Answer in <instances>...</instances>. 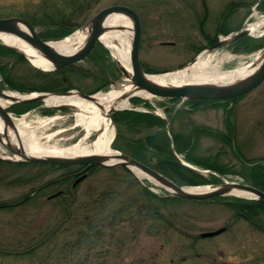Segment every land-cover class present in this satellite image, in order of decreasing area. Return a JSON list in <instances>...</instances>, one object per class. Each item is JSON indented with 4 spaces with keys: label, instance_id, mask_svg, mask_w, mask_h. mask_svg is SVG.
<instances>
[{
    "label": "rangeland",
    "instance_id": "obj_1",
    "mask_svg": "<svg viewBox=\"0 0 264 264\" xmlns=\"http://www.w3.org/2000/svg\"><path fill=\"white\" fill-rule=\"evenodd\" d=\"M46 2H57L60 7H65L63 0H0V18L33 15ZM86 2L87 8L75 17V22L82 27L75 29L71 35L86 29L90 20L104 8L129 6L139 14L143 24L140 54L143 65L152 70L168 72L189 65L204 52L200 50L202 52L196 53V49L207 43L204 34L213 37L217 34L222 14L232 4L243 5L226 21L224 28L227 30L256 23L261 14L264 15L257 6L260 0ZM38 30L42 32L43 28L38 26ZM219 36L223 38L227 35ZM104 48L109 51L107 57L97 61L87 59L78 65L81 71L66 73L72 84L70 90L90 94L119 74L112 51ZM258 52L259 49L235 52L229 47L212 54L215 60L222 61L223 69L231 70L256 64L260 59ZM7 60L10 66L16 61L13 57ZM83 70L89 74L86 75ZM23 74L24 70H20L17 76ZM113 86L110 84L98 92H108ZM4 90L15 92L8 88ZM139 99V102L132 99L131 111L132 108H154L166 120L171 115L166 110H173L180 104L179 101L157 97ZM229 104L211 103L199 109L187 104L185 113L175 119L173 132L194 134V147L186 152V157L191 155L206 164L224 166L228 169V178L242 179L250 184V180L243 178L249 175L245 164L235 155L240 151L251 155L248 137L252 130H260L256 126L259 120L264 121V83L237 99L231 109ZM7 109L18 119L26 118L29 129L46 146H70L79 142L85 134L83 127L77 125V111L73 108H60L52 114L44 112L49 109L45 103L22 114L15 113L11 105ZM44 121H48L46 125H42ZM261 125L264 127V122ZM110 127L117 135L118 127L111 120ZM196 128L200 130L194 132ZM232 128L236 133L229 144L227 139L231 141ZM94 138L95 135L91 140ZM263 140L258 139L254 147L256 154L264 155ZM4 151L10 155L6 149ZM115 169H98L73 189V180L69 183L58 180L68 171L65 168L56 170L42 165L0 161V203H20L50 183L33 200L0 210V264H264V231L260 229L261 223L256 225L237 216L227 205L236 197L227 196L208 202L185 201L165 206L159 204L161 221L155 214L156 210L152 211L150 207L154 204L155 209V200L144 196L143 189L147 188L150 193L161 197L168 192L144 176L128 173L124 167ZM209 185L213 187L212 184L206 186ZM61 190L62 195L50 198ZM65 195L74 197L75 203L71 209L75 211V219H67L62 213L64 208L59 205V198ZM136 196L140 198L138 203L134 200ZM145 205L149 207L147 210L143 209ZM123 209L128 210V214ZM87 217L90 221L84 222L83 219ZM223 227L228 229L216 237L199 238L202 233Z\"/></svg>",
    "mask_w": 264,
    "mask_h": 264
},
{
    "label": "trees",
    "instance_id": "obj_2",
    "mask_svg": "<svg viewBox=\"0 0 264 264\" xmlns=\"http://www.w3.org/2000/svg\"><path fill=\"white\" fill-rule=\"evenodd\" d=\"M87 0H63L65 7H60L57 2L44 3L41 7L38 8L35 14H18L29 19L36 27L41 26L43 31L41 32V36L45 40L49 39H60L70 35L74 32L75 29L81 27V24H77L75 22V17L77 14L83 12L84 9L87 8L86 2ZM259 8L264 12V0L260 1ZM243 4H232L228 7V9L223 12L221 22L219 25V29L217 34L213 37L210 34H204L205 40L207 41L206 45L201 46L196 49V53H199L200 50H203L211 45H214L219 40V35L225 34L228 35L232 31H238L239 28L234 30H227L224 28L226 21L233 14L235 10L239 6ZM264 46V40H257L250 37H245L233 45L230 46L235 52H243V51H253L259 49ZM109 55V51L104 48L100 43L96 46L94 51L87 58L90 61H97L98 59H102ZM8 57H13L16 59L13 66H10L11 63L7 60ZM86 59V60H87ZM98 64V63H96ZM117 64V63H116ZM79 65V64H78ZM78 65H71L66 68H63L58 71H50L44 72L33 67L28 59L21 53L8 48L0 43V75L3 80V84L8 88L21 93H33V92H66L70 90L72 84L70 78L66 75L67 72H77L78 70H82ZM144 66V65H143ZM147 72H167L168 70H152L144 66ZM118 75H114V80L117 79L120 75V69L117 66ZM20 70H24V74L21 76H17V73ZM86 75L89 74L86 70H83ZM84 73V74H85ZM113 80V81H114ZM112 83V80L107 81L106 84L92 90L90 94H93L99 90L105 89L108 85ZM235 100V99H234ZM133 101L139 102L140 99L135 98ZM170 101H178L172 99ZM215 101H198L193 100L189 101V104L194 107V109H199L201 106H206L208 103H213ZM41 103H21L12 106V110H14L17 114H22L29 111L34 106L40 105ZM56 110L47 109L44 110L45 113L52 114ZM170 115V119L173 116V110H167ZM185 113L184 108L177 111L175 118L173 119V125L171 128V137L168 135L166 130V121L153 113H143L137 111H118L114 113V122L118 127V135L116 138L114 147L121 150L122 152L134 157L135 159L143 162L144 164L154 168L155 170L161 172L178 185L185 186H201L207 184H217L220 183V179L214 175L205 176L199 174L185 166H183L178 158L175 155V151L173 148V143L175 146V150L178 154L185 155L187 161L203 166L207 169L215 170L221 174H227L228 169L224 168V166H215L206 164L196 158H193L191 155H187L186 152L191 151L194 147V134L187 133H175L173 132V126L175 123V119L179 118ZM122 128V129H121ZM123 128L125 133L123 134ZM200 129H195L194 132H197ZM132 134V136H131ZM139 134V135H136ZM233 139V134L231 135V140ZM230 144L231 141L228 140ZM119 144V146H117ZM1 162L7 164H18V165H26L31 163H11L6 162L0 159ZM40 165V164H34ZM42 166H47L51 169H61L63 167H56L53 165L41 164ZM123 169V168H122ZM127 172H131L127 168H124ZM110 171H115L116 169H109ZM260 173V172H259ZM259 173H255L250 179L253 183L260 182ZM249 180V177H247ZM63 181L61 183H65ZM262 183V182H261ZM130 188H133L130 185ZM143 189V188H142ZM144 196L150 197L153 201L155 200L156 206L154 209V204H151L152 211L156 210V216L160 218L162 221V215L160 214V205H167L173 203H181L185 202V200L173 198V197H161L156 194H152L148 191L147 188L143 189ZM36 196L29 195L24 198L23 203H27L33 200ZM137 198V199H136ZM134 199L139 202L140 198L136 196ZM149 198V199H150ZM218 199V198H216ZM231 202H227V205L235 211L238 217H242L248 219L253 224L259 222L261 223L260 229L264 231V204L256 201H250L239 198H232ZM69 200V201H68ZM151 200L152 203H154ZM209 200V201H214ZM100 202V201H99ZM208 202V201H207ZM74 197L70 198H59V205L64 208L62 209V213L67 216V219H75V211L71 209V206L74 204ZM136 203V204H137ZM158 203V205H157ZM18 203H0L1 209H9L16 206ZM146 205L143 206V209H148ZM123 212L128 214V210L123 209ZM84 222L90 221V219L84 218ZM103 220V219H102Z\"/></svg>",
    "mask_w": 264,
    "mask_h": 264
},
{
    "label": "bare ground",
    "instance_id": "obj_3",
    "mask_svg": "<svg viewBox=\"0 0 264 264\" xmlns=\"http://www.w3.org/2000/svg\"><path fill=\"white\" fill-rule=\"evenodd\" d=\"M104 24L106 31L101 37V43L110 49L114 58L125 67L129 74H132L130 61L133 36L132 22L125 15L112 14L106 18ZM263 25L264 21H260L254 24L251 28L252 30L260 29ZM89 32V29L78 30L76 33L63 40L50 41V45L61 54H72L84 46ZM0 40L8 46L23 51L36 67L43 70L52 69L53 66L49 61L20 38L0 33ZM213 52L215 51H206L202 53L194 63L183 69L163 74H147L146 78L156 84L168 87L184 84L229 85L250 76L261 64V60H259L256 64L225 70L221 65L222 61L214 59ZM134 96L145 99H150L152 97L143 90L135 89V86L130 81H124L121 84H117L108 92L95 94L94 101L83 99L77 93H73L69 96L50 95L47 97L45 105L48 108L56 109L63 106H69L77 111V125L83 127L85 134L79 142L70 146L51 147L43 145L40 143L35 132L29 129V126L25 121L26 118L17 119L13 116V120L15 121L14 123L19 134L18 136L20 137L27 156L79 158L83 156L112 155L116 154V152L113 150L115 132L110 127V110L129 109L131 98ZM25 97L27 96L4 90L3 94L0 96V105L3 108H8V106L12 104L13 99H21ZM46 122L48 121L42 122V125H46ZM4 132L5 123L0 118V135L3 136ZM94 135L95 138L90 141ZM7 139H9V141ZM7 139L4 138L6 144H13L18 147L16 134L10 126H8ZM0 156L3 158L20 159L18 155L6 154L2 145H0ZM119 162H121V159L112 158L106 163L114 164ZM133 170L140 177L146 176L136 167H133ZM212 189V187L208 186L186 187L185 191L188 193H204L211 191ZM230 194L244 199H250L253 197L252 194L237 189L233 190Z\"/></svg>",
    "mask_w": 264,
    "mask_h": 264
},
{
    "label": "water",
    "instance_id": "obj_4",
    "mask_svg": "<svg viewBox=\"0 0 264 264\" xmlns=\"http://www.w3.org/2000/svg\"><path fill=\"white\" fill-rule=\"evenodd\" d=\"M112 14H122L127 16L132 22V46H131V70L132 74H129L124 66L119 63V66L122 70L121 79H126L127 82H132L137 90H143L144 92L150 94L151 96L158 98H168V99H182V102L185 103L189 100H226L232 99L245 95L254 89H256L264 81V49L261 56V64L250 76L229 85H213V84H184L174 87L161 86L156 84L146 78L147 73L145 72L142 62H141V40H142V21L139 14L129 6L126 5H115L104 8L99 13H97L87 24L89 29L88 38L80 48V50L72 54H61L55 48L50 45V41L42 39L38 29L33 25V23L23 17H6L0 18V33L13 35L24 42L29 46L34 48L40 55H42L47 61H49L53 70H60L67 66L82 62L89 54L92 53L96 44L100 41L101 37L105 33V20L108 16ZM248 36L246 30L241 31L235 35H231L224 40H220L214 46L208 48V52H212L218 49L227 47L239 39ZM63 40V39H62ZM1 41V40H0ZM59 41V40H54ZM4 44V43H3ZM6 45V44H4ZM8 46V45H6ZM16 51L22 52L18 48L8 46ZM25 54V53H24ZM27 56V54H25ZM28 57V56H27ZM29 58V57H28ZM30 59V58H29ZM31 61V59H30ZM32 63V61H31ZM33 64V63H32ZM34 65V64H33ZM118 81L114 82L113 85H117ZM3 89H0V95L3 94ZM73 93H77L81 98L94 101V95L85 94L81 91L70 90L67 92L60 93H36L23 95L27 96L21 99H13L12 104L16 103H34V102H45L46 98L50 95L56 96H69ZM69 107V106H63ZM118 109H112L109 113V118L113 121L114 111ZM126 110V109H124ZM0 118L5 123V132L4 135H0V144L10 151L13 155H18L20 159H11V158H1L14 161V162H28V163H43L51 164L56 166H84V169L81 172V177L77 180V183L81 182L88 176V171L93 167L99 166L103 168H116V167H127L133 170V167L140 169L148 178L153 179L158 185L164 187L169 191L171 197L193 200V201H205L214 199L216 197H223L232 195L230 194L233 190L237 189L240 191H245L253 195L252 200L264 203V192L260 189L253 187L244 183H233L224 180V183L215 187L211 191L204 193H188L185 191L186 187H181L176 184L174 181L164 176L160 172L154 170L153 168L147 166L146 164L132 158L129 155L124 153H118L112 155H94V156H83L79 158H69V157H34L27 156L24 148L22 146L20 137L16 129V125L12 119L11 114L0 105ZM170 123L167 125V129H170ZM8 126L14 130L16 134V139L18 142V147L13 144H6L4 138H8ZM9 141V139H7ZM112 158L121 159V162L114 164H107L106 162ZM190 169L204 173L199 169H196L192 166L186 165ZM56 196V195H55ZM54 196V197H55ZM226 228H221L216 231L205 232L200 235L202 238H209L217 236L223 233Z\"/></svg>",
    "mask_w": 264,
    "mask_h": 264
},
{
    "label": "flooded vegetation",
    "instance_id": "obj_5",
    "mask_svg": "<svg viewBox=\"0 0 264 264\" xmlns=\"http://www.w3.org/2000/svg\"><path fill=\"white\" fill-rule=\"evenodd\" d=\"M263 86V84L261 85ZM260 86V87H261ZM259 88V87H258ZM255 91V90H254ZM263 117V114H262ZM263 120H259L258 124H256V126L260 129L259 131H256V129L252 130L249 137H248V143L250 144V147L248 149H251V155H246L244 152L240 151L239 153H237L235 155V157L239 160L242 161L243 164H245V168L248 171L249 175H245L243 176V178L247 179V177H249V179L255 174V173H259L258 177L260 182L253 184L255 187L261 189L262 191H264V155L261 154H256L257 150H255V145L258 141V139L262 138L264 139V130L262 128L264 127H260L262 126L261 124L263 123ZM236 133V132H234ZM264 143V140L262 141ZM83 168L82 167H72V168H67L68 172L66 174H64L63 176H61L58 180L59 181H66L67 183H69L70 181H76L79 178V175H77L79 172H81ZM90 175V173H89ZM89 178V176L83 181L85 182L87 179ZM81 182V183H83ZM262 182V183H261ZM75 189V188H73ZM63 191V190H62ZM68 196H63V198H66Z\"/></svg>",
    "mask_w": 264,
    "mask_h": 264
}]
</instances>
